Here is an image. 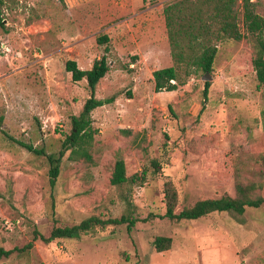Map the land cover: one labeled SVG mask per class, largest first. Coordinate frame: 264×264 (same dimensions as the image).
<instances>
[{
	"label": "rangeland",
	"instance_id": "rangeland-1",
	"mask_svg": "<svg viewBox=\"0 0 264 264\" xmlns=\"http://www.w3.org/2000/svg\"><path fill=\"white\" fill-rule=\"evenodd\" d=\"M251 1L264 17V0ZM172 4L173 31L186 47L179 33L189 15L208 19L201 0H4L0 247L13 253L0 264H264V205L243 216L164 217L166 184L177 193V213L204 199L237 198L239 185L256 186L257 198L264 185V85L252 63L254 40L223 38L209 21L197 41L217 48L213 71L194 70L176 91L158 92L153 73L173 65L165 15ZM235 10L243 29L242 0ZM104 36L109 41L99 42ZM104 56L110 71L95 97L110 103L91 114L90 157L67 152L53 188L47 160L18 142L58 153L90 96L66 63L89 70ZM120 159L128 178L145 172L144 179L112 185ZM124 215L137 220L131 231L96 227L80 239L35 240L92 216ZM160 236L172 239L170 250L156 252Z\"/></svg>",
	"mask_w": 264,
	"mask_h": 264
},
{
	"label": "trees",
	"instance_id": "trees-1",
	"mask_svg": "<svg viewBox=\"0 0 264 264\" xmlns=\"http://www.w3.org/2000/svg\"><path fill=\"white\" fill-rule=\"evenodd\" d=\"M159 1V0H154ZM202 5L206 9L205 20L200 14L189 15L188 29H183L179 34H184L189 38L188 46H181L177 41V32L173 31V18L176 4L169 5L165 8L166 26L169 29V41L171 46V54L173 65L171 67L156 70L153 73L156 91L166 90L167 92L176 91L179 86L186 84V79L191 76L192 71L201 70L205 73L213 71V65L218 53L216 47L209 43L197 41L199 35L207 34L211 30L209 21L219 24L220 29L218 35L223 38L242 41L244 39H253L256 45L257 53L253 59V67L257 74L260 84L264 85V17L257 13L256 4L251 0H242V26L240 28V14L235 10L237 0H201ZM4 4V0H0V7ZM205 20V22H204ZM199 22V23H198ZM198 23V24H197ZM0 25H2L0 10ZM109 41L107 36L99 39L101 43ZM197 41L199 51L194 50L192 45ZM210 42V41H208ZM66 71L72 74L75 82L85 80L90 92V96L84 104L83 111L79 116L72 117L73 130L71 135L63 142L61 150L55 154H48L44 150H36L32 146H28L22 142H18L24 148L37 156L44 157L49 167L50 184L54 188L61 173V163L67 152L71 154H82L90 157L88 148L93 140V126L91 114L97 108L103 107L110 102L96 98V88L102 79L106 77L110 71L107 57L104 56L100 60H96L93 67L89 70L79 68L76 61H67ZM175 82V83H174ZM210 83H206L204 96L207 98ZM155 171H159L161 166L155 161L153 162ZM146 173L141 176L135 175L128 178L126 174V163L124 159L116 162L111 178V184L120 186L124 183H135L136 180H143ZM263 191L257 198L251 195L256 191V186H238L237 198L224 196L219 199H204L198 201L190 208H184L180 212H176L178 206V196L172 186L166 184V213L165 218L171 221L181 222L186 220H199L213 213H229L234 216H243L247 208H260L264 205V185L260 187ZM136 219L126 215L120 218L101 219L92 216L82 221L79 225L72 227H54L48 237L36 233L35 240H40L45 244H50L59 239H80L83 234H87L96 227L106 228L109 226L127 225L131 231L136 223ZM172 239L167 237H157L154 241L156 252L161 253L171 249ZM33 244H29L31 248ZM13 253L12 250H6L0 247V258L9 257Z\"/></svg>",
	"mask_w": 264,
	"mask_h": 264
},
{
	"label": "built area",
	"instance_id": "built-area-1",
	"mask_svg": "<svg viewBox=\"0 0 264 264\" xmlns=\"http://www.w3.org/2000/svg\"><path fill=\"white\" fill-rule=\"evenodd\" d=\"M5 224L9 226V222H8V221H7V222H5Z\"/></svg>",
	"mask_w": 264,
	"mask_h": 264
}]
</instances>
